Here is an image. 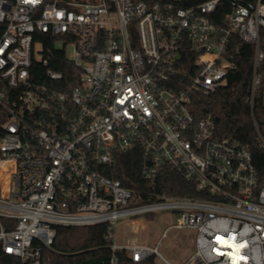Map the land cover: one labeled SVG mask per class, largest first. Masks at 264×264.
Masks as SVG:
<instances>
[{"label":"built area","instance_id":"obj_1","mask_svg":"<svg viewBox=\"0 0 264 264\" xmlns=\"http://www.w3.org/2000/svg\"><path fill=\"white\" fill-rule=\"evenodd\" d=\"M242 43L254 49L252 107L264 0H0V262L65 264L56 229L104 224L108 258L88 264H175L160 240L120 246L113 234L122 219L167 212L175 222L162 238L194 233L179 264H264V183L250 148L191 107L226 85ZM254 140L264 149L258 130ZM135 150L143 198L101 171ZM165 166L201 196L155 192Z\"/></svg>","mask_w":264,"mask_h":264},{"label":"trees","instance_id":"obj_2","mask_svg":"<svg viewBox=\"0 0 264 264\" xmlns=\"http://www.w3.org/2000/svg\"><path fill=\"white\" fill-rule=\"evenodd\" d=\"M253 52L252 45L242 43L235 56V66L228 74L226 85L210 95H193L191 107L193 114L197 117L203 113H209L212 116L216 136L249 146L258 179L264 183V149H261L254 140L257 130L264 137V96L262 92L264 79L261 88L254 95L252 107L245 102L249 96L253 79ZM58 56H63V53ZM56 70H62V67L57 66ZM42 72L40 71L37 75L39 82L45 81ZM260 72L264 78V62L260 67ZM141 158L142 154L139 150L118 153L115 156V165L105 167L101 171L107 177L119 180L124 186L135 189L143 198L145 196L143 191L148 188V185L140 175ZM157 178L153 188L155 192H165L167 195L176 197L201 196L196 191L194 183L186 182L182 174L171 167H163ZM106 229L104 224L78 228L58 227L54 248L60 253L59 259L65 264H88L94 259L106 261L109 254L105 248ZM95 247L96 251L93 250Z\"/></svg>","mask_w":264,"mask_h":264},{"label":"rangeland","instance_id":"obj_3","mask_svg":"<svg viewBox=\"0 0 264 264\" xmlns=\"http://www.w3.org/2000/svg\"><path fill=\"white\" fill-rule=\"evenodd\" d=\"M35 49H40L39 45ZM67 54L71 55L68 48ZM175 222V216L167 212L141 215L118 221L114 227V240L117 245H145L155 247L160 240L159 254L167 261L181 263L195 249L193 246L194 233L186 229L170 228L162 238V233ZM156 264L161 261L156 258Z\"/></svg>","mask_w":264,"mask_h":264},{"label":"water","instance_id":"obj_4","mask_svg":"<svg viewBox=\"0 0 264 264\" xmlns=\"http://www.w3.org/2000/svg\"><path fill=\"white\" fill-rule=\"evenodd\" d=\"M179 1H188V0H179Z\"/></svg>","mask_w":264,"mask_h":264}]
</instances>
